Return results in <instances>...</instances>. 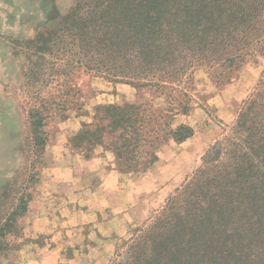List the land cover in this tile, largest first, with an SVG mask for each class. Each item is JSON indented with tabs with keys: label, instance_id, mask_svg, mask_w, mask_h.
Masks as SVG:
<instances>
[{
	"label": "trees",
	"instance_id": "obj_1",
	"mask_svg": "<svg viewBox=\"0 0 264 264\" xmlns=\"http://www.w3.org/2000/svg\"><path fill=\"white\" fill-rule=\"evenodd\" d=\"M49 20L55 23L18 43L30 61L28 116L42 143L45 120L68 109L75 71L137 88L181 89L184 99L196 69L264 55V0H73ZM178 105L187 111V100ZM104 119L98 131L111 135L124 171L155 161L145 109L109 106ZM230 131L111 264H264V74ZM190 135L183 125L173 132L178 141Z\"/></svg>",
	"mask_w": 264,
	"mask_h": 264
},
{
	"label": "rangeland",
	"instance_id": "obj_2",
	"mask_svg": "<svg viewBox=\"0 0 264 264\" xmlns=\"http://www.w3.org/2000/svg\"><path fill=\"white\" fill-rule=\"evenodd\" d=\"M72 3L0 0V264L120 260L214 155L264 74L262 53L233 67H200L183 99L181 89L137 88L75 71L68 109L45 120V143L34 141L28 103L35 88L25 84L30 61L18 43ZM185 100L183 112L178 102ZM124 104L145 109L154 139L155 161L137 172L122 169L111 135L98 131L107 123L105 109ZM180 125L191 129L182 141L173 137ZM21 205L25 212L13 217Z\"/></svg>",
	"mask_w": 264,
	"mask_h": 264
}]
</instances>
